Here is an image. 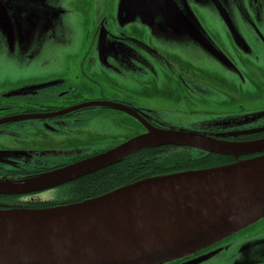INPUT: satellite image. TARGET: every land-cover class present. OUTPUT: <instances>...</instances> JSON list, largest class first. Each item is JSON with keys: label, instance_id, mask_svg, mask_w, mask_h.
Returning a JSON list of instances; mask_svg holds the SVG:
<instances>
[{"label": "flooded vegetation", "instance_id": "af4514ba", "mask_svg": "<svg viewBox=\"0 0 264 264\" xmlns=\"http://www.w3.org/2000/svg\"><path fill=\"white\" fill-rule=\"evenodd\" d=\"M19 1L4 0L12 17L17 16L20 26L23 27L28 18L26 15L37 10L38 5L30 0ZM133 1L136 0H124L118 5V0H114L112 13L107 15L111 20L103 16L96 21L93 20L92 28L87 31L90 32L89 43L85 46L81 63L82 66L87 67L90 76L83 75L84 92L76 94L72 88L57 92L55 88L64 85L63 79L30 84L7 93L0 92V138L33 135V141L10 142L0 146V179L31 178L68 167L146 134L149 128L187 130L184 132L191 131L190 128H197L203 135H239L235 139L228 138L230 142L264 140V115L245 110L240 111L241 114H236L234 108L230 106L223 113L221 109H215L217 100L220 101L219 104L225 105L231 101L225 93H217L215 89L220 90L219 87L224 86L227 92L229 90L237 94L246 91L244 89L246 83L251 88L257 80L264 81V56L259 59L257 55V51H261L257 43H261L262 40L264 42L262 36L264 30L260 32L261 38L255 39V36H258L256 31L264 28V0H239L240 5L235 3L234 7L230 5L234 3L232 0H223V4L220 3L217 9L210 7L205 10L202 7L205 3L196 6L193 3L192 11L195 14L190 18L198 21L214 41H216L215 33L223 38L222 48L229 58L225 64L228 65L230 73L236 75L228 74L224 81L223 78L218 77L210 63L205 69H200L201 62L191 56L192 54L186 53L187 51L169 47L168 53L165 47L156 45L154 34L147 31V24L136 25L133 23L134 11L131 12L132 17L127 13L126 6ZM166 1L164 2L166 6L171 4L173 7L171 1ZM17 3L24 5L18 7ZM156 4L154 10L159 12V9L162 10V5L157 0ZM11 6L14 12L11 11ZM245 8L252 16L249 20L245 19L246 11L243 10ZM254 9L257 10L253 13ZM216 10L221 12L220 15L218 14L217 23L210 17ZM24 12L26 15L23 14ZM148 13L150 12L140 9L137 15H143L142 18L147 20ZM208 13H211L210 16L207 15ZM205 16H209V19ZM226 16L229 20H226ZM227 21L233 23L229 24ZM235 21L243 28L241 29ZM215 24H218L217 29ZM230 27L234 30L232 31ZM185 29L186 33L193 35L187 22ZM80 32L82 33L83 30ZM153 32L156 35L157 31ZM232 32L238 34L236 39L233 38ZM239 50L249 53L247 57L249 62L243 63L240 60ZM199 58L202 59L200 55ZM256 63L263 66L259 67ZM233 66L240 71L235 74L232 70ZM225 72L227 74V69ZM166 83L176 85V88L168 87ZM158 85L165 86V89L162 87L165 94L162 92L163 94L159 96L169 104V110L145 109L130 101V97L138 92L142 93L138 99L147 101L149 97L147 88L156 90L159 88ZM104 86L111 88L112 93L104 94ZM182 87L189 90L187 96L183 94ZM194 90L202 94L194 96ZM44 101L54 104L39 105ZM176 102L177 109L182 112L176 110L173 112L172 105ZM104 126L108 127L106 130L114 129V132L119 134H114L110 140L102 139L107 133L103 132ZM182 148L184 147L163 146L158 151L165 150L164 157H168L182 154ZM21 150L25 153L17 155ZM189 150L193 151V156H199V151ZM136 153L131 156H136ZM258 156L260 154L243 159ZM84 177L86 176L37 193L5 196L12 197L13 202L0 206L32 210L61 206L63 204H53L59 202L60 189L63 185L75 181L84 182ZM134 177L135 174H132L129 180H133ZM251 225L261 227L253 233H247L250 226L246 227L206 249L163 264H207L210 258H218L222 254L233 255L234 252L236 256L239 254L240 259L232 260V264H258L259 261L264 260V222L260 220ZM227 264H230V261Z\"/></svg>", "mask_w": 264, "mask_h": 264}, {"label": "water", "instance_id": "95a60500", "mask_svg": "<svg viewBox=\"0 0 264 264\" xmlns=\"http://www.w3.org/2000/svg\"><path fill=\"white\" fill-rule=\"evenodd\" d=\"M165 1L157 0L161 5ZM150 7H157L155 0ZM237 136L149 128L146 134L68 167L25 179L1 178L0 196H22L162 146L238 160L147 178L80 203L36 210L4 207L0 264H163L243 230L264 217V140H227ZM256 154L260 156L239 160Z\"/></svg>", "mask_w": 264, "mask_h": 264}, {"label": "rangeland", "instance_id": "374dc122", "mask_svg": "<svg viewBox=\"0 0 264 264\" xmlns=\"http://www.w3.org/2000/svg\"><path fill=\"white\" fill-rule=\"evenodd\" d=\"M15 1L20 2L19 0ZM30 1L36 3L38 8L35 11H31L29 15H26L25 12L23 13L28 16V18L25 20L24 26L21 27L18 17L16 16L13 18L9 9L6 7L7 3L5 4L4 0H0V92L7 93L15 91L16 89H22L30 84H39L49 80L63 79L65 80V83L62 87L59 86L55 88L57 92L72 88L76 94H81L84 92V76H90L87 67L82 66L81 63L82 56L85 52V46H88L89 43L90 32L87 33V31L92 28L93 20L96 21L102 16L111 20V17L107 15L108 13H112L114 0ZM103 1H106V3ZM123 1L118 0V5ZM150 1L154 0H136L126 7L128 8L127 13L129 16L132 17L131 12L134 11L135 13L133 23L143 26H146L145 24H147V31L149 30L154 34L156 45L165 47V51L168 53L170 50L169 47L187 51L186 53L189 55L192 54L191 56H194L201 62L199 65L200 69H205L210 63L211 68L215 69L218 77L223 78V81L227 79L228 74L236 76L230 73L228 65L225 64L229 58L226 56L227 52L224 50V53L222 48L224 45L223 38L215 33L216 41H214L209 37L202 25L200 26L198 21H193V19L190 18L191 15L195 14L194 11H192L193 3L195 6L200 5V3H205L202 6L204 10L210 7L217 9L220 3L223 4V0H169L173 7L171 4L170 6L163 4L161 6L162 10L159 9V12L155 10L152 11ZM232 2H234L230 4L232 7L235 6V3L240 5L239 0H232ZM17 4L19 5L18 7L24 5L22 3ZM241 4L243 5L242 2ZM148 8L151 9V12L146 15L147 20L142 18L143 15H137V13L140 12V9L148 11ZM10 9L14 12L12 6ZM243 10L246 11L244 15L246 17L245 19L249 20L252 17L250 12L246 8ZM256 10L257 9H254L252 12L254 13ZM176 13L180 14V16ZM220 13V11L216 10L213 15L210 16L209 14L211 13H208L207 15L212 17L214 22L217 23ZM205 17L209 19L207 16ZM226 20H229L227 16ZM186 22L193 35L186 33ZM227 22L229 24L233 23L231 21ZM235 23L239 25L241 29L243 28L240 23L236 21ZM215 25L217 29L218 24ZM256 25L258 24L256 23ZM216 29L215 31L217 32ZM230 29L232 31L234 30L231 27ZM80 30H83V32L81 33ZM263 30L264 28L256 31L258 36H255V39H258L261 36L260 32ZM153 31H157L156 35ZM232 34L233 38L236 39V37H238V34H234L233 32ZM262 36L264 37V35ZM218 44L221 47L218 46ZM257 45L259 49H261V51L259 49V51H257L258 58L260 59L261 56H264L263 40L261 43L258 42ZM239 53V58L243 63L249 62V59L247 58L249 53L244 51H240ZM199 55L202 59L199 58ZM206 56H209V58ZM256 65L259 67L263 66L258 63H256ZM226 69L227 74L225 72ZM232 70L235 74L240 71L239 68L237 70L235 66H233ZM165 85L176 88V85L170 83H166ZM158 86L159 88H156V90L150 87L147 88V95H149L147 101L143 102L141 101L143 99H138V96L142 95L141 92L130 97V101L145 109L151 108L155 111L169 110V104L164 102L165 99L159 96V94H163L162 92L165 94V86ZM162 87H164V89H162ZM103 88L104 94L112 93L111 88H108V86H104ZM219 88L220 90L215 89L216 92L225 93L231 100L226 105L224 103L219 104L220 101L217 100V106L215 109H221V113L226 111L230 106L234 108L236 114H241L240 111L245 110L254 114L260 113L264 115V81L261 79L257 80L251 88L250 85L246 83L244 88L246 91H240L237 94L233 91L230 92L229 90L227 92V88L224 86ZM182 90L185 96L189 94V90H186L184 87H182ZM197 94H202V92L194 90L193 95L197 96ZM52 104H54V102L49 103V101H44L39 105L51 106ZM177 106V102L173 103V112H175L174 110H176V112H182L177 109ZM198 113L201 112L198 111ZM212 120L217 121L218 119ZM104 129L103 132H107L102 136V139L104 140H110L114 134H119L118 132H114V129L106 130L108 129L106 126H104ZM190 129L191 131L188 129L190 133L195 135L200 134V131L198 132L197 128ZM25 136L26 137L19 135V137L15 136V138H0V146H5V144H9L10 142L19 143L33 141L32 134ZM18 152L17 155L25 153L23 150ZM86 200L88 199L83 201ZM260 220L264 222V217ZM249 226L250 228L247 230V233H253L254 230L261 227L260 225ZM222 248H224V246ZM237 258L240 259V256L239 254L236 256V252H234L233 255L222 254L218 256V258H210L207 264H227L228 261L232 264V260H236ZM258 264H264V260L259 261Z\"/></svg>", "mask_w": 264, "mask_h": 264}, {"label": "trees", "instance_id": "16d2710c", "mask_svg": "<svg viewBox=\"0 0 264 264\" xmlns=\"http://www.w3.org/2000/svg\"><path fill=\"white\" fill-rule=\"evenodd\" d=\"M206 136L214 137L215 135L207 134ZM159 149L160 147H155L138 151L134 157L128 156L127 159L87 175L83 179L84 182L75 181L63 185L60 189L61 198L59 202H55L53 205L75 204L85 199L100 196L115 188L144 180L143 178L204 170L230 165L238 161L233 158L202 152H199V156H193V151L187 148H182L183 153L180 155L164 157L165 150L159 152ZM132 174H135V177L133 180H129ZM12 202V197L0 196V204L5 205ZM2 208L4 207L0 206V209Z\"/></svg>", "mask_w": 264, "mask_h": 264}, {"label": "bare ground", "instance_id": "6f19581e", "mask_svg": "<svg viewBox=\"0 0 264 264\" xmlns=\"http://www.w3.org/2000/svg\"><path fill=\"white\" fill-rule=\"evenodd\" d=\"M138 193V191L137 192H135L133 195H136ZM147 202V201H146ZM147 204V203H146Z\"/></svg>", "mask_w": 264, "mask_h": 264}]
</instances>
